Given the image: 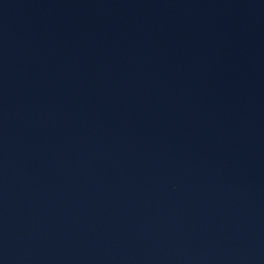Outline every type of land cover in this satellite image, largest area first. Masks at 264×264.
Listing matches in <instances>:
<instances>
[{"label":"water","instance_id":"water-1","mask_svg":"<svg viewBox=\"0 0 264 264\" xmlns=\"http://www.w3.org/2000/svg\"><path fill=\"white\" fill-rule=\"evenodd\" d=\"M0 264H264V0H0Z\"/></svg>","mask_w":264,"mask_h":264}]
</instances>
